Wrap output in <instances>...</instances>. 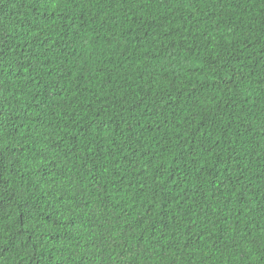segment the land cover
I'll use <instances>...</instances> for the list:
<instances>
[{
	"label": "trees",
	"instance_id": "1",
	"mask_svg": "<svg viewBox=\"0 0 264 264\" xmlns=\"http://www.w3.org/2000/svg\"><path fill=\"white\" fill-rule=\"evenodd\" d=\"M0 50V264H264V0H0Z\"/></svg>",
	"mask_w": 264,
	"mask_h": 264
},
{
	"label": "snow or ice",
	"instance_id": "2",
	"mask_svg": "<svg viewBox=\"0 0 264 264\" xmlns=\"http://www.w3.org/2000/svg\"><path fill=\"white\" fill-rule=\"evenodd\" d=\"M60 2H61V0H51V3L53 4V6L59 4ZM0 51H2V50H0Z\"/></svg>",
	"mask_w": 264,
	"mask_h": 264
}]
</instances>
